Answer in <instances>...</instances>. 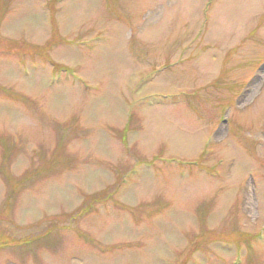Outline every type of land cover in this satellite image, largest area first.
Segmentation results:
<instances>
[{
  "label": "rangeland",
  "instance_id": "374dc122",
  "mask_svg": "<svg viewBox=\"0 0 264 264\" xmlns=\"http://www.w3.org/2000/svg\"><path fill=\"white\" fill-rule=\"evenodd\" d=\"M0 264H264V0H0Z\"/></svg>",
  "mask_w": 264,
  "mask_h": 264
}]
</instances>
